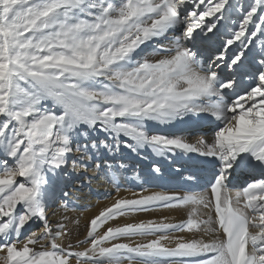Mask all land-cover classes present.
<instances>
[{
  "label": "snow or ice",
  "instance_id": "6c2138e0",
  "mask_svg": "<svg viewBox=\"0 0 264 264\" xmlns=\"http://www.w3.org/2000/svg\"><path fill=\"white\" fill-rule=\"evenodd\" d=\"M232 8L230 0H0V264H264V179L229 188L237 168L264 175V0L243 9L208 67L182 44L212 41ZM177 30L174 54L143 55L142 45ZM193 116L210 118L211 136L193 143L149 124ZM90 130L113 141L89 139ZM121 146L212 158L210 195L128 198L117 186L72 250L62 243L66 223L53 225L48 210L54 198L67 209L73 185L55 178H79L97 151ZM161 207H187L186 219L110 223ZM209 207L214 216L203 218ZM185 231L201 238L176 235Z\"/></svg>",
  "mask_w": 264,
  "mask_h": 264
},
{
  "label": "bare ground",
  "instance_id": "6f19581e",
  "mask_svg": "<svg viewBox=\"0 0 264 264\" xmlns=\"http://www.w3.org/2000/svg\"><path fill=\"white\" fill-rule=\"evenodd\" d=\"M230 3L233 5V8L229 10V15L223 20L225 21L224 27H238L243 15L241 10L247 9L251 2H249V0H230ZM185 7L189 11L192 10L191 4H186ZM201 7L204 6L202 5ZM196 10L199 11V9ZM189 19H191V17H189ZM212 20H215V17H206L205 24ZM223 21H221L220 24ZM220 24H218L219 32H217L216 35L224 30L220 29ZM210 34L212 33H209L208 35L210 36ZM179 35L180 32L177 30L170 32L168 34V39L161 38L162 44L149 42L151 45L150 47L142 45L141 47L145 48L143 55H148V58L153 60L161 58L159 53L152 51L153 48L160 47H163L166 50H171L165 54L174 53L176 48L175 37H178ZM220 40L223 41L224 39L220 38ZM203 42L208 41H197L195 42V47L192 42L188 41H183L182 44L197 51L202 67H208L209 58L214 52L215 54L217 52L207 44V47L201 45ZM260 43L261 39L257 38V51H259ZM233 47H235V45H233ZM137 51H139V49ZM49 105L50 102L46 103L45 107H49ZM184 119L185 122L177 121L173 122V125H158L155 122H149V124L154 130H157L161 134H174L193 143L195 142L197 135H203L206 132L208 136H211L212 133L209 129L215 127V125L210 122V118L207 117L193 116L191 118L185 117ZM97 133H102L98 137V141H113L111 135L101 130H90L89 139L93 134L97 135ZM118 139L122 141L127 138ZM75 155L79 156V153H76ZM211 159L212 158L198 156L195 153H181L180 151H176L166 156H159L153 153L150 149H143L137 153L132 152L129 148L123 146H121L120 151L117 153H109L103 150L97 151L95 158L89 159L88 168L77 170V176L79 178L71 175L55 178L56 182L61 186H63L68 180H71L74 196L72 197V203L67 209L55 203L54 198V201L48 210L49 220L53 225L58 221L65 222L67 230L70 229V226L74 221L77 222L76 218H79V216L83 217V220L80 221L81 224H86L91 217L97 215L101 209L112 203V201H104L103 199H106L113 194L115 196L117 193V186L124 188H128V186L135 187L136 189L143 191L137 194L145 195L152 192L177 193L182 196L201 193L210 195L208 185L212 180L214 169L207 161ZM97 164L100 165L99 168L96 167ZM156 166H159V172H155ZM257 179H264V175H262L259 170L240 167L235 169L232 177H230L229 188L233 192L240 191L248 183ZM131 194V192L119 189V195L122 197L130 198ZM102 200L103 203H101ZM93 205H97V207L91 208L92 210L90 209L87 212L80 213V211L89 209L90 207H93ZM164 209L166 210L163 212L159 211L153 214L167 217L168 221L172 223H177L186 219L187 207ZM200 211L203 218L214 216V209L212 207L207 209L201 208ZM151 218L152 217H146L145 219ZM127 222L136 221L128 219L124 223ZM41 230V227L36 229L38 232ZM183 236L186 239L201 238V234L189 233L187 231L183 233ZM83 238V234L79 232L72 243H77ZM136 242L143 241L137 240ZM62 243L66 246L69 243V238L64 237Z\"/></svg>",
  "mask_w": 264,
  "mask_h": 264
},
{
  "label": "rangeland",
  "instance_id": "374dc122",
  "mask_svg": "<svg viewBox=\"0 0 264 264\" xmlns=\"http://www.w3.org/2000/svg\"><path fill=\"white\" fill-rule=\"evenodd\" d=\"M249 2H251L252 3V0H249ZM250 6V5H249ZM242 11V14H243V10H241ZM224 25H225V21H223L221 24H220V29H224V30H222V32L221 33H219V34H217V35H215V36H213V39H212V41H208V42H203V44H201V45H205L206 47H207V45L210 47V48H212L213 50H215L216 52H218V50H219V47H220V45H221V43H222V41L220 40V38H222V39H226L230 34H231V32L233 31V30H235V29H237V27H233V26H227V27H224ZM223 27V28H222ZM249 29H251V25L249 26ZM230 30H232V31H230ZM210 36H212V34H210ZM207 44V45H206ZM209 48V49H210ZM171 54H174V53H171ZM215 54V52L212 54V55H214ZM211 55V57H213ZM102 134V133H101ZM100 133H97V135H92L91 137H90V139H92V138H95L96 140L98 139V137L101 135ZM100 140H101V138H100ZM256 178V177H255ZM252 180V179H251ZM119 189H121V190H123V191H126V192H131V193H141V192H143L142 190H140V189H136L135 187H129L128 186V188H124V187H119ZM114 196V194L113 195H111V196H109V197H107L106 199H103L104 201H106V200H108V201H112L111 199H112V197ZM130 198H131V196H130ZM110 199V200H109ZM103 200L101 201V203H103ZM97 205H98V203H97ZM97 205H93V207H90L89 209H84V210H82V211H80V213H84V212H87V211H89L91 208H96L97 207ZM92 210V209H91ZM102 210V209H101ZM164 210H166V209H164V208H156V209H154V210H150V211H147V212H141V213H136V214H132V215H129V216H125V217H118L116 220H114V221H111L110 223L112 224V225H116V224H124V222L126 221V220H128V219H131V220H133V221H136V222H139V221H141V220H149V219H145L146 217H152L151 219L152 220H161V219H163L164 217H162V216H160V215H154L153 213H155V212H159V211H164ZM81 220H83V217H80L79 216V218H76V221L77 222H79V223H77V222H73V224L70 226V229H68V235H66L65 237H67V238H69V243L67 244V245H72L73 247H72V250L74 249V250H80L81 248H82V245H80L78 242L77 243H72V241L77 237V235H78V233L79 232H81L82 234H83V236H84V238L82 239V240H80V241H83L84 239H85V236H86V228H85V225L87 224H81ZM39 227H41L39 224H36V225H33V230H36L37 228H39ZM101 231H103V229H101ZM184 233V232H183ZM183 233H176V235H183ZM146 239H148L147 237H136V238H134V242H136L137 240H141V241H143V240H146ZM123 242H128V241H123ZM66 245V246H67ZM77 248H76V247ZM75 247V248H74ZM73 264H75V261L73 262Z\"/></svg>",
  "mask_w": 264,
  "mask_h": 264
}]
</instances>
